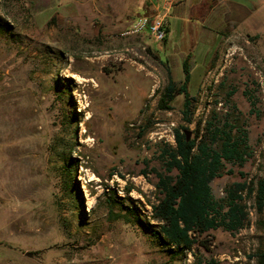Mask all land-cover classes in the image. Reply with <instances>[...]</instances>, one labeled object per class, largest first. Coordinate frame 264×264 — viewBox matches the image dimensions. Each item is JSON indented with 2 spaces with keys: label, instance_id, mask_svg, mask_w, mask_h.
Returning <instances> with one entry per match:
<instances>
[{
  "label": "rangeland",
  "instance_id": "rangeland-1",
  "mask_svg": "<svg viewBox=\"0 0 264 264\" xmlns=\"http://www.w3.org/2000/svg\"><path fill=\"white\" fill-rule=\"evenodd\" d=\"M150 14L140 0H0V264H258L264 209L254 198L244 228L212 229L176 258L149 227L160 229V149L176 145V129L200 139L225 121L248 130L252 156L225 162L233 172L212 181L216 198L241 170L264 178V5L241 23L249 33L205 22L212 45L176 21L168 46L126 34ZM193 43L212 49L194 52L187 122L183 94L171 110L158 103L170 75L184 79V57L168 51Z\"/></svg>",
  "mask_w": 264,
  "mask_h": 264
},
{
  "label": "trees",
  "instance_id": "trees-1",
  "mask_svg": "<svg viewBox=\"0 0 264 264\" xmlns=\"http://www.w3.org/2000/svg\"><path fill=\"white\" fill-rule=\"evenodd\" d=\"M214 0H203L193 9L194 17H203L213 6ZM169 32V29H168ZM168 35L164 41H167ZM193 54L183 59L184 79L177 82L170 75L168 84L160 92L158 107L165 110L173 109L172 102L183 94V119L192 122L194 101L191 94V67ZM213 60L209 64L212 67ZM233 91L229 96L233 95ZM255 111L254 95L245 92ZM234 108L237 107L234 104ZM184 127V126H183ZM236 133L233 134V129ZM200 130L187 141L186 134L176 129V145L164 143L160 149V157L165 167L164 172H157V186L161 197L152 205L153 218L158 220L160 229H151V233L161 244L168 247L172 257L176 258L186 251H192L200 237L212 229L224 228L228 231H239L249 220L250 212L245 203L254 198L258 212L264 209V178H250L247 172L240 171L242 181L234 182L224 198H216L211 183L226 173L225 162L230 161L243 166L252 156L248 130L244 126L232 125L225 121L223 128H216L210 136L205 134L200 139ZM222 140L220 150L211 143ZM176 171V172H175ZM141 221L140 217H137ZM258 264H264V250L256 254Z\"/></svg>",
  "mask_w": 264,
  "mask_h": 264
},
{
  "label": "crops",
  "instance_id": "crops-1",
  "mask_svg": "<svg viewBox=\"0 0 264 264\" xmlns=\"http://www.w3.org/2000/svg\"><path fill=\"white\" fill-rule=\"evenodd\" d=\"M145 7L150 9V13H162L166 14V20L168 25V39L167 46L171 40L172 34V24L176 21V23L182 25V27L186 30V34L190 35L193 29H196V37L199 38V42L203 44L207 43L212 45L213 40L209 39L210 33L213 31L212 28L221 27L224 23L225 25L232 24L233 27H238L239 29L249 33L246 29H243L241 23L243 24L244 20L247 18H251V14L257 12L263 5L264 0H250L249 3H241V0H214L213 6L207 11V13L203 17H194L193 9L200 5L203 0H140ZM251 6L249 9V13H245L244 15H238L240 11H243L244 8H240V6L245 7L247 9L248 5ZM224 5L227 6L228 9L224 12L220 11V7ZM249 6V7H250ZM245 9V10H246ZM209 21L212 28L206 29V26L203 25L205 22ZM133 22V21H132ZM131 22V23H132ZM130 23V24H131ZM130 27V26H129ZM253 33H258L257 31ZM251 34V33H250ZM198 43H193L192 46H188L186 51L171 50L169 53H173L176 56L185 57L189 53L193 54L196 52L199 56H202L203 53L208 57L211 53L212 47L209 46L206 49H199V45L197 49ZM195 50V51H194ZM179 53V54H178ZM171 54H167L169 56ZM184 59V58H183ZM181 59V60H183ZM182 63V61H181Z\"/></svg>",
  "mask_w": 264,
  "mask_h": 264
},
{
  "label": "built area",
  "instance_id": "built-area-1",
  "mask_svg": "<svg viewBox=\"0 0 264 264\" xmlns=\"http://www.w3.org/2000/svg\"><path fill=\"white\" fill-rule=\"evenodd\" d=\"M143 32H149L151 36L159 41L165 40L168 35L166 14L151 13L150 15L139 16L131 23L126 34L138 35Z\"/></svg>",
  "mask_w": 264,
  "mask_h": 264
},
{
  "label": "water",
  "instance_id": "water-1",
  "mask_svg": "<svg viewBox=\"0 0 264 264\" xmlns=\"http://www.w3.org/2000/svg\"><path fill=\"white\" fill-rule=\"evenodd\" d=\"M184 133L186 134L187 141H190L192 139V136H193V130L189 129V128H185L184 129ZM28 255L32 256V253L28 252Z\"/></svg>",
  "mask_w": 264,
  "mask_h": 264
}]
</instances>
